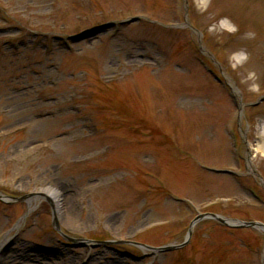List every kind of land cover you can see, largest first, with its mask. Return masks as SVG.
Listing matches in <instances>:
<instances>
[{"label":"rangeland","instance_id":"obj_1","mask_svg":"<svg viewBox=\"0 0 264 264\" xmlns=\"http://www.w3.org/2000/svg\"><path fill=\"white\" fill-rule=\"evenodd\" d=\"M263 133L264 0H0V264H262L212 218L140 244L264 223Z\"/></svg>","mask_w":264,"mask_h":264},{"label":"water","instance_id":"obj_2","mask_svg":"<svg viewBox=\"0 0 264 264\" xmlns=\"http://www.w3.org/2000/svg\"><path fill=\"white\" fill-rule=\"evenodd\" d=\"M132 20H135V18H133ZM30 195L31 194L28 193V194H25V195L20 196V197H12V198L16 199V200H22V199H25V198L29 197ZM43 195L50 202V205H51L52 210H53V226H54V228H56V230L61 232L60 231V227L58 225V222L56 220L55 214H54L55 206H54L52 200L46 194H43ZM3 196H4L3 194H0V199H3ZM208 216L218 220L219 222H221V223H223L225 225L234 226V227L251 226V227H258V228H261V229L264 230V223L260 222V221H255V220L245 221V220H239V219H236V218H228V217H224V216H222V215H220L218 213H201V214H198L197 216H195L193 218V220L191 221L190 226L188 228L187 237L190 236V234L192 232V226H193L194 222L197 221L200 218L208 217ZM63 235L66 236L65 234H63ZM69 239H72V238H69ZM186 241H187V238H186L185 241H183L180 244H167V245L159 246V247H151V246H147V245H145V246L151 247L154 250H170V249H174V248L181 247V246L185 245ZM124 242H129V241L124 240Z\"/></svg>","mask_w":264,"mask_h":264},{"label":"bare ground","instance_id":"obj_3","mask_svg":"<svg viewBox=\"0 0 264 264\" xmlns=\"http://www.w3.org/2000/svg\"><path fill=\"white\" fill-rule=\"evenodd\" d=\"M263 136H264V133H263ZM258 150H260V151H264V143H262V144L258 147ZM45 192L51 194V196H55V195H56L53 191H50V190H48L47 188L45 189ZM30 204H31V202H30Z\"/></svg>","mask_w":264,"mask_h":264},{"label":"trees","instance_id":"obj_4","mask_svg":"<svg viewBox=\"0 0 264 264\" xmlns=\"http://www.w3.org/2000/svg\"><path fill=\"white\" fill-rule=\"evenodd\" d=\"M235 230V229H234Z\"/></svg>","mask_w":264,"mask_h":264}]
</instances>
